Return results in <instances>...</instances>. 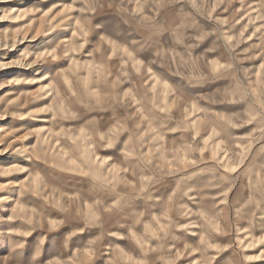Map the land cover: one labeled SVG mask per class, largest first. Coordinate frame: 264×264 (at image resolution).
I'll use <instances>...</instances> for the list:
<instances>
[{"label": "rangeland", "instance_id": "obj_1", "mask_svg": "<svg viewBox=\"0 0 264 264\" xmlns=\"http://www.w3.org/2000/svg\"><path fill=\"white\" fill-rule=\"evenodd\" d=\"M261 1L0 0V264H264ZM161 77L185 139L141 196L104 121Z\"/></svg>", "mask_w": 264, "mask_h": 264}, {"label": "crops", "instance_id": "obj_2", "mask_svg": "<svg viewBox=\"0 0 264 264\" xmlns=\"http://www.w3.org/2000/svg\"><path fill=\"white\" fill-rule=\"evenodd\" d=\"M259 9L263 10L264 12V0L261 1ZM142 79L143 78H141V80ZM161 79V84L157 85L160 89V93L162 94L161 98H153V93H151V91L154 86L151 82L142 81L134 83L131 85V90L134 92L135 96L134 100L131 99L129 105H121L120 109L115 111L116 114L112 117V121H104L106 125L104 130L107 133V136L104 138V144L108 145V147L105 149V154L121 156V158L118 160L115 159V162L118 161L122 169L128 170L131 173L129 180L136 184V191L137 183L143 186L141 191H137V193L141 196L147 195L148 171L151 167V164L148 160V154L151 153L150 151H152V148L157 147L159 150V147H161L160 145L166 148L165 150H162V154L164 156V162H162V164L164 167L160 166L158 163L160 169L163 170L168 167L167 155L170 154L167 148H172V145L179 147L180 144H183L185 139V132L179 129V127L183 126L185 122L182 119L176 120V123L169 121L167 116L169 100H167V96L165 93H163V86L164 89H167L168 84L170 83L167 81L164 82L163 77H161ZM135 80L138 79L135 78ZM145 90L147 94H145ZM175 90L177 92L176 94L178 98H180L179 95H182V90L179 86H177ZM122 101L123 100H121V102ZM186 101H191L197 109L199 107L206 108V113H208L210 116L212 115L214 119V102L211 103L210 100H204L201 97H198L197 93L194 94V97L191 100L188 99ZM181 103L185 104V101H182ZM243 104L246 109H248L249 106H255L257 108L256 112L258 118V114L261 113V108L264 106V101H258L256 104L251 105L249 103ZM241 108H243V106ZM240 116H243L248 122V117H246V114L242 113ZM170 125L175 127L177 130H169L168 128ZM110 148H113V150ZM161 158L162 157H159L157 159L158 162L161 160ZM125 159H127L129 162V167H123L121 165L124 163ZM157 160L155 159L154 161ZM115 165H117V163H115ZM173 169H176L178 172H180L179 170L184 172L186 171V175L190 177L194 175L195 172L201 171V166L194 163L188 168L177 166ZM186 175L184 174L182 177H185ZM176 179L178 180V175ZM213 184H216L215 179L213 180ZM188 186L194 187L195 184ZM211 193L213 195H210L209 200L206 202L209 204V207H211V204H213L212 212L215 213L217 202L215 198L216 194L214 191ZM211 196L213 197L211 198ZM137 201L139 200L135 198V202ZM144 201H146V199ZM190 202L195 203L196 200H192Z\"/></svg>", "mask_w": 264, "mask_h": 264}]
</instances>
